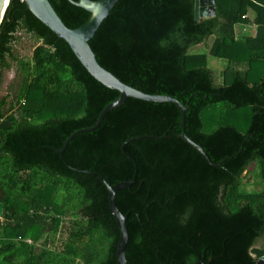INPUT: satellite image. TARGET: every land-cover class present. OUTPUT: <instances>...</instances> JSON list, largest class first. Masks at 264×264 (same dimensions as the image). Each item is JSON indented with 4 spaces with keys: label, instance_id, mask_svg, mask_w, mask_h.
I'll return each mask as SVG.
<instances>
[{
    "label": "trees",
    "instance_id": "1",
    "mask_svg": "<svg viewBox=\"0 0 264 264\" xmlns=\"http://www.w3.org/2000/svg\"><path fill=\"white\" fill-rule=\"evenodd\" d=\"M49 2L70 28L89 17L68 0ZM249 9L256 33L236 39ZM19 29L36 40L28 58L13 50ZM209 38L204 52L191 50ZM89 45L120 81L187 106L186 135L222 162L208 163L181 137L174 103L133 97L59 153L119 91L91 76L24 1L9 0L0 85L12 64L17 75L0 96V264H115L119 229L98 176L110 185L134 178L114 198L126 216L127 264H257L264 189L240 186L251 166L264 177V0H215V15L199 20L194 0H118ZM206 55L225 58L230 78L214 83ZM218 102L228 109L205 130L202 114ZM140 135L153 138L125 143ZM63 231L60 247H51Z\"/></svg>",
    "mask_w": 264,
    "mask_h": 264
},
{
    "label": "water",
    "instance_id": "2",
    "mask_svg": "<svg viewBox=\"0 0 264 264\" xmlns=\"http://www.w3.org/2000/svg\"><path fill=\"white\" fill-rule=\"evenodd\" d=\"M24 1L27 9L48 27L55 35L61 37L71 48L76 55L80 63L85 67L88 73L93 76L97 81L106 87L113 88L119 91V96L108 103L99 113L94 125L86 128H80L73 131L63 142V145L58 152L61 153L67 146L68 142L78 133L88 132L94 130L102 121L104 115L119 106H121L128 97L142 99L150 102H172L174 103L181 113V137L190 145L193 146L198 152H200L208 163L212 165H219L222 161L212 163L208 155L204 152L202 147L192 141L184 131L185 112L187 106H184L177 99L172 96L164 94H150L140 91L131 85L125 84L114 76L110 71L103 68L97 61L96 56L89 45V40L93 37L97 31L99 25L107 17L110 10L113 8L118 0H68L71 4L81 7L89 12L88 19L78 27L70 28L64 24L61 18L58 16L49 0H22ZM9 0H0V23L2 21L4 12L8 5ZM215 15V0H194V18L199 20L202 17H211ZM153 136H135L128 139L125 143L132 140ZM133 163L136 165V161L132 156H129ZM89 172V171H86ZM99 179L105 184L108 191V203L109 209L112 212L116 224L119 229V241L116 247V263L115 264H127L125 257V250L128 241V231L126 227V216L121 213L117 208L114 198L118 190L128 187L133 182L134 178L129 181L117 182L113 185L108 184L105 179L98 176ZM3 214V205L0 202V220ZM200 261H196L193 264H199ZM257 264H264V254L257 259Z\"/></svg>",
    "mask_w": 264,
    "mask_h": 264
},
{
    "label": "rangeland",
    "instance_id": "3",
    "mask_svg": "<svg viewBox=\"0 0 264 264\" xmlns=\"http://www.w3.org/2000/svg\"><path fill=\"white\" fill-rule=\"evenodd\" d=\"M15 36L16 39L13 41L12 44L15 55L17 57H23V58L30 57L32 49L36 45V40L34 36L26 32L24 29H19L16 32ZM209 40L210 38L207 39V41L202 45L198 47H194L191 50L194 52H204L205 44L206 43L208 44ZM206 64L212 70L214 83L222 84L225 74H226V78H230L231 72L230 70H227L228 61H226L224 58L206 55ZM16 75H17V68L15 64H12V66L8 70L3 72V78H2L3 81L2 84L0 85V96L6 94L8 85L11 83L13 79L16 78ZM227 107L228 106L226 103L218 102L215 105L208 108L202 114V120L205 130H210L217 125L219 115H221V113L224 112L225 109H228ZM241 114H244V112ZM243 123L246 124V119H243ZM253 167L254 166H251L250 171H246V176H244V178L242 179V183L240 186L242 191L254 192L262 188V179L256 177V175L252 171ZM64 235H65L64 231L61 232V234L59 236H56L54 238V241L50 243V246L59 248L60 242L64 238Z\"/></svg>",
    "mask_w": 264,
    "mask_h": 264
},
{
    "label": "crops",
    "instance_id": "4",
    "mask_svg": "<svg viewBox=\"0 0 264 264\" xmlns=\"http://www.w3.org/2000/svg\"><path fill=\"white\" fill-rule=\"evenodd\" d=\"M253 18H254V12L251 9H249L246 13L244 20L237 23L234 26L236 39H242L245 36H254L255 35L256 24L253 22ZM211 40H212V38H210L209 42ZM245 55H246V53H241V56L244 57ZM262 189H264V177L262 178Z\"/></svg>",
    "mask_w": 264,
    "mask_h": 264
}]
</instances>
